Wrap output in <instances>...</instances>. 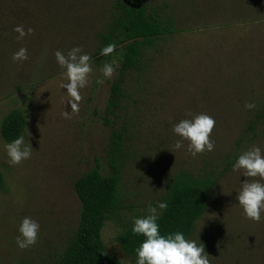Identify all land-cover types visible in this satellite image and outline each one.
Here are the masks:
<instances>
[{
	"label": "rangeland",
	"instance_id": "1",
	"mask_svg": "<svg viewBox=\"0 0 264 264\" xmlns=\"http://www.w3.org/2000/svg\"><path fill=\"white\" fill-rule=\"evenodd\" d=\"M33 1H7L0 28V264H60L79 223L75 180L96 167L121 174L120 204L102 232L118 264L137 261L121 248L119 233L149 215L150 206L161 211L159 203L177 173L216 178L210 188L213 208L199 229L214 231L218 218L227 226L232 215L243 213L237 193L252 178L232 166L254 145L264 153V120L257 118L264 100V20L231 18L219 0H145L151 15L174 19L175 32L153 52L149 77H129L124 95L110 105L118 62L114 54L101 53V33L115 23L104 13L116 0H95L100 9H89L92 0H82L72 18L37 17ZM17 25L34 32L18 40ZM75 46H82L92 66L89 84L80 90L78 114L71 113L61 87L67 82L65 69L54 55ZM21 47L29 59L18 64L12 55ZM237 52L239 61L233 62ZM105 64L115 68L110 79L101 71ZM248 103L255 108H246ZM14 109L25 114L22 136L32 146L31 158L16 166L8 163L5 145L10 142L1 134L4 117ZM65 111L70 119L62 115ZM200 113L216 121L215 147L194 157L187 141L175 148L181 138L172 129ZM24 217L38 221L40 231L37 243L21 250L16 238ZM192 240L198 243L199 235Z\"/></svg>",
	"mask_w": 264,
	"mask_h": 264
},
{
	"label": "trees",
	"instance_id": "2",
	"mask_svg": "<svg viewBox=\"0 0 264 264\" xmlns=\"http://www.w3.org/2000/svg\"><path fill=\"white\" fill-rule=\"evenodd\" d=\"M7 1L10 3L12 0H0V28L4 26L2 18L7 15ZM94 1L87 8H102L97 2L93 4ZM219 1L231 18L264 20V0ZM40 2L34 0L32 5L35 3V13L41 18H72L75 10L82 5V0ZM104 16L116 19L113 26L101 33V37L103 48L109 44L116 46L111 54L117 59L119 75L112 82L109 102L110 105H117L119 98L124 95L123 84L129 77L131 79L134 76L138 81H143L152 73V54L158 51L162 41L173 37L174 19L163 21L151 15L145 0H116L113 9L107 14L105 10ZM240 54H234L233 62L239 61ZM257 118L264 120V100L260 103ZM250 126L252 130H257L253 124ZM25 127V114L14 109L3 119L2 137L11 142L23 134ZM257 134H253V137ZM3 181L4 176L0 170V186ZM120 181V173L104 174L98 167L75 180V190L81 203L79 223L60 264H118L116 258L108 252L102 232L106 221L120 204ZM215 181L216 178L210 175L201 178L186 172L177 173L164 199L167 207L158 213L157 223L161 235L182 232L186 239L192 240L198 234L200 240L197 244L204 245L210 264H264V212L261 213L260 222L250 220L244 213H240L232 215L227 226L218 218L214 231L199 229V224L213 208L210 188ZM132 227L121 231L117 240L127 255L137 257L136 249L146 237L134 234Z\"/></svg>",
	"mask_w": 264,
	"mask_h": 264
},
{
	"label": "clouds",
	"instance_id": "3",
	"mask_svg": "<svg viewBox=\"0 0 264 264\" xmlns=\"http://www.w3.org/2000/svg\"><path fill=\"white\" fill-rule=\"evenodd\" d=\"M13 31L18 33V40L24 39L25 36L31 35L34 29L29 27L25 31L23 25H17ZM115 44L105 46L101 53L110 55L115 50ZM57 64L65 69L66 83L61 87L66 89L71 105V113H79V104L83 97L80 90L89 84V76L92 72L90 64L91 57L83 52L82 46L71 48L67 54L57 50L55 53ZM29 59L28 50L25 47L19 48L12 55V60L22 64ZM103 76L112 78L115 74V68L112 64H105L102 68ZM103 81H98L102 83ZM248 109L255 108L254 103L245 105ZM64 118L70 119L68 111L63 114ZM215 119L206 114L200 113L191 119H182L173 125V132L181 139L175 143V148L184 147L183 141H187V151L192 155L211 152L215 144L211 140V134L215 128ZM8 163L16 166L28 160L32 156L31 144H25L24 136H18L10 143L5 145ZM233 171H241L246 178L242 182L240 191L236 199L243 209L246 218L255 222H260L261 213L264 212V153L258 146H252L242 152L232 166ZM259 177V179H255ZM165 202L159 203L160 209H165ZM149 215L136 218L132 227L134 234L143 235L146 239L136 249V264H210L208 254L204 245H198L195 240L185 238L182 232L161 235L160 226L157 223V209L149 207ZM20 235L16 238V244L21 250L28 249L37 243L40 231L38 221L31 217H24L18 229Z\"/></svg>",
	"mask_w": 264,
	"mask_h": 264
}]
</instances>
